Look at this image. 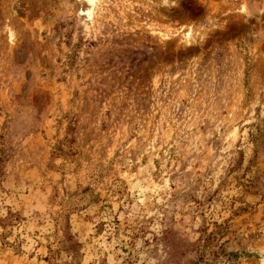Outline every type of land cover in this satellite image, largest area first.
Wrapping results in <instances>:
<instances>
[{"label": "rangeland", "instance_id": "1", "mask_svg": "<svg viewBox=\"0 0 264 264\" xmlns=\"http://www.w3.org/2000/svg\"><path fill=\"white\" fill-rule=\"evenodd\" d=\"M0 264H264V0H0Z\"/></svg>", "mask_w": 264, "mask_h": 264}, {"label": "bare ground", "instance_id": "2", "mask_svg": "<svg viewBox=\"0 0 264 264\" xmlns=\"http://www.w3.org/2000/svg\"><path fill=\"white\" fill-rule=\"evenodd\" d=\"M88 3L91 6L93 4V0H88Z\"/></svg>", "mask_w": 264, "mask_h": 264}]
</instances>
